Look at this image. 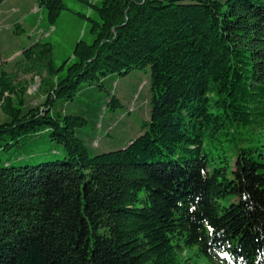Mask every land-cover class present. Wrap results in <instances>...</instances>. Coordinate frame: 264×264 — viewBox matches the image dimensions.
Listing matches in <instances>:
<instances>
[{
  "label": "trees",
  "instance_id": "obj_1",
  "mask_svg": "<svg viewBox=\"0 0 264 264\" xmlns=\"http://www.w3.org/2000/svg\"><path fill=\"white\" fill-rule=\"evenodd\" d=\"M76 1L98 17L78 15L94 39H78L65 75L44 83L42 108L26 109L0 74V152L38 133L63 147L33 166L0 158V264H187L192 248L214 264H264V144H236L240 129L264 142V0ZM37 5L47 31L67 11L63 0ZM50 53L37 43L23 56L45 60L53 78ZM146 67V129L91 155L76 136L88 120L53 107ZM107 106L121 107L114 96ZM205 141L218 142L222 161L210 162Z\"/></svg>",
  "mask_w": 264,
  "mask_h": 264
},
{
  "label": "rangeland",
  "instance_id": "obj_2",
  "mask_svg": "<svg viewBox=\"0 0 264 264\" xmlns=\"http://www.w3.org/2000/svg\"><path fill=\"white\" fill-rule=\"evenodd\" d=\"M63 2L67 11H63L56 20L55 32L44 34L33 29L38 27L42 18L39 28L46 29L48 26L45 13L39 9L37 0H4L0 4V74L6 73L11 76L15 87L24 91L26 109L42 108L47 94L44 91V83L55 84L58 78L65 75L64 62L72 57L75 42L82 39L90 44L94 39L90 34L88 20L77 15H85L96 21L98 17L95 11L92 9L88 11L85 4L76 0ZM70 12L76 15H70ZM37 43L40 46L51 44L50 58L54 67L58 69L53 78L47 76L45 60L41 61L37 55L32 56L30 60L23 56L25 49ZM72 62L70 59L68 64ZM112 96L119 100L121 107L111 110L107 106ZM150 98V69L146 67L143 70L131 71L125 76H109L105 79L103 88L83 85L76 98L69 103L57 102L53 111H58L60 116L65 114L84 116L88 124L81 133L77 132L76 136L81 135V138L87 136L84 140L90 147L91 155H97L123 149L144 132L146 129L144 125L150 119ZM6 122L8 118L0 109V125ZM239 131L241 135L236 137L237 146L262 150L264 142L261 143L256 137L249 136V132L244 129ZM240 138H249L250 142L239 140ZM223 146L228 159L231 157L234 159L236 155L234 144L225 142ZM203 148L211 163L222 161L218 142L205 141ZM62 157L63 147L42 133L27 137L18 145L0 152L3 161L8 160L15 165L33 166ZM182 256L187 264H214L207 258L197 256L195 248L186 250Z\"/></svg>",
  "mask_w": 264,
  "mask_h": 264
},
{
  "label": "crops",
  "instance_id": "obj_3",
  "mask_svg": "<svg viewBox=\"0 0 264 264\" xmlns=\"http://www.w3.org/2000/svg\"><path fill=\"white\" fill-rule=\"evenodd\" d=\"M89 1H90V0H89ZM91 2L94 4V3H97V0H96V1H95V0H92ZM88 11H89V10H88ZM34 12H35V11H34ZM34 12H33V13H34ZM35 14H37V13H35ZM70 15H73V16H74V15H76V14L70 12ZM77 17H78V15H77ZM42 20H43V18H42ZM42 20H41V21H42ZM41 21L39 22L37 28H36V27L33 28L34 30H39L38 32H41V33H43V34H44V33H48V32H51V33H52V32H55L54 27H51L48 31H47L46 29H41V28H39L40 25H41ZM52 29H53V31H51Z\"/></svg>",
  "mask_w": 264,
  "mask_h": 264
}]
</instances>
